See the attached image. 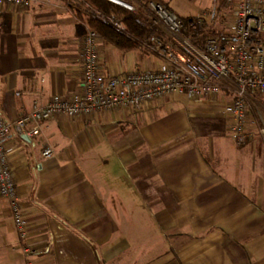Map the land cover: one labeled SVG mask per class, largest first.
<instances>
[{
  "label": "crops",
  "instance_id": "1",
  "mask_svg": "<svg viewBox=\"0 0 264 264\" xmlns=\"http://www.w3.org/2000/svg\"><path fill=\"white\" fill-rule=\"evenodd\" d=\"M120 1L157 30L146 11L151 1L189 17L182 0ZM77 11L90 13L79 0L0 3V118L15 121L34 103L82 95V42L90 29ZM98 53L105 78L167 64L143 44L123 52L101 37ZM232 102L227 92H177L139 111L57 115L40 124L36 138H8L27 243L36 253L19 250L0 196V264H264V146L233 141Z\"/></svg>",
  "mask_w": 264,
  "mask_h": 264
},
{
  "label": "built area",
  "instance_id": "2",
  "mask_svg": "<svg viewBox=\"0 0 264 264\" xmlns=\"http://www.w3.org/2000/svg\"><path fill=\"white\" fill-rule=\"evenodd\" d=\"M114 4H117L111 0ZM68 4L75 0H67ZM16 7L29 6L31 0H0ZM131 12L138 10L127 3L117 4ZM233 6V24L227 37L203 32L197 38L173 10L157 1H151L146 11L154 20V38L142 44L159 54L166 66L153 71H132L105 78L100 73L99 34L89 30L82 42V95L76 99L54 98L45 105L34 103L29 113L15 121L0 118V196L8 202L19 250L26 256L36 251L28 243V229L19 194L12 176L5 142L13 135L36 138L40 124L54 116L75 118L101 111L127 109L141 110L154 100L184 92L192 98H206L229 93L233 102L227 110L233 117L228 124L233 141L240 145L252 141L258 134L264 146V125L256 119L250 94H264V0H225ZM207 14L190 23L204 29ZM151 28H154L151 25ZM201 47L191 45L190 39ZM256 120V129L250 125ZM264 124V123H263ZM45 157L53 152L47 148Z\"/></svg>",
  "mask_w": 264,
  "mask_h": 264
},
{
  "label": "trees",
  "instance_id": "3",
  "mask_svg": "<svg viewBox=\"0 0 264 264\" xmlns=\"http://www.w3.org/2000/svg\"><path fill=\"white\" fill-rule=\"evenodd\" d=\"M85 5L90 13L77 11L80 19L86 22L90 30L99 34L101 38L109 42L123 52H131L141 48V44L145 39L154 38L155 28H151V24L137 12H131L117 4L107 0H79ZM167 6V5H166ZM169 8V6H167ZM187 30L185 36L192 34L193 38H197L203 32L198 26H190L191 22L188 18H183ZM197 20V19H196ZM198 47L201 43L195 42ZM70 230L75 231L80 236L78 228L67 221L61 220Z\"/></svg>",
  "mask_w": 264,
  "mask_h": 264
},
{
  "label": "rangeland",
  "instance_id": "4",
  "mask_svg": "<svg viewBox=\"0 0 264 264\" xmlns=\"http://www.w3.org/2000/svg\"><path fill=\"white\" fill-rule=\"evenodd\" d=\"M182 2L183 3L180 4L183 6V7L181 6L182 13H186L189 15V17H183V18H188L193 21V20H196L202 17L203 13L207 14V16L204 17L206 19L204 20L205 26L203 30L207 32L208 35L227 37L230 34L231 27H232L233 20H234L233 6L231 5L226 6L225 0H182ZM189 39H190L191 45L196 46L194 44L195 41L191 38ZM256 100H259V101H256ZM259 102L264 104V96H258V97L255 96V101H252L251 103L253 105V108L256 111V119L259 121L260 125L263 126L264 125L263 124L264 123V106H261ZM250 125L255 127L254 129H256L255 118L254 119L252 118ZM255 139L261 140L258 134L256 135Z\"/></svg>",
  "mask_w": 264,
  "mask_h": 264
},
{
  "label": "bare ground",
  "instance_id": "5",
  "mask_svg": "<svg viewBox=\"0 0 264 264\" xmlns=\"http://www.w3.org/2000/svg\"><path fill=\"white\" fill-rule=\"evenodd\" d=\"M111 1H113V2H115L117 4H120V5H123V3L119 2V1H116V0H111Z\"/></svg>",
  "mask_w": 264,
  "mask_h": 264
},
{
  "label": "water",
  "instance_id": "6",
  "mask_svg": "<svg viewBox=\"0 0 264 264\" xmlns=\"http://www.w3.org/2000/svg\"><path fill=\"white\" fill-rule=\"evenodd\" d=\"M116 1H119V2H121V3H124V2H122V1H120V0H116ZM125 4V3H124Z\"/></svg>",
  "mask_w": 264,
  "mask_h": 264
}]
</instances>
